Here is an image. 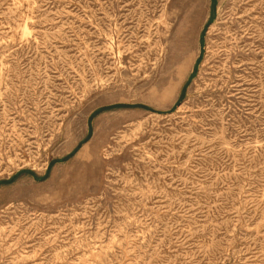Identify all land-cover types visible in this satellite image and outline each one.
<instances>
[{
    "label": "rangeland",
    "instance_id": "374dc122",
    "mask_svg": "<svg viewBox=\"0 0 264 264\" xmlns=\"http://www.w3.org/2000/svg\"><path fill=\"white\" fill-rule=\"evenodd\" d=\"M0 264H264V0H0Z\"/></svg>",
    "mask_w": 264,
    "mask_h": 264
},
{
    "label": "bare ground",
    "instance_id": "6f19581e",
    "mask_svg": "<svg viewBox=\"0 0 264 264\" xmlns=\"http://www.w3.org/2000/svg\"><path fill=\"white\" fill-rule=\"evenodd\" d=\"M177 18V17H176ZM175 17H172V16H170V17H168L167 19L165 18V21H163L162 20V22L161 21H159V23H158V26H157V35L159 36V40H158V43H160V45L161 46H163V44H164V40L165 39H168L167 41H169L170 40V43H172V44H170L169 43V45H171V46H167L168 47V49L169 50H171L172 51V49L173 50H175L176 49V47L174 46V38H175V34H174V29H176V27L174 26V22H175ZM165 24V26H163ZM166 30H169V31H167V32H169L170 33V37L169 38H166V35H165V33H163V31H164V29ZM174 36V37H173ZM172 37V38H171ZM172 40V41H171ZM143 42V41H142ZM144 43V42H143ZM157 46H158V44H157ZM165 47V46H164ZM166 47V48H167ZM224 48H227L226 46H223ZM225 50V52H227L228 50H226V49H224ZM216 55V54H215ZM219 59H220V57H219ZM171 70L172 69H170V70H168L167 71V75H169L170 73H171ZM165 73V72H164ZM166 76V75H165ZM107 124L108 123H106V122H100L99 123V127L97 128V130H96V132L94 133V135H93V140H95V141H97V138H98V135L100 134V131H101V128L102 127H106L107 126ZM90 154V149L87 147L86 149H84V153L82 154V159L83 158H86V157H88V155Z\"/></svg>",
    "mask_w": 264,
    "mask_h": 264
}]
</instances>
